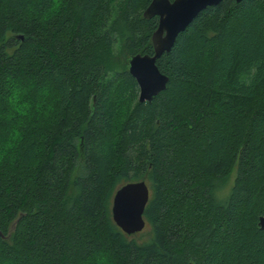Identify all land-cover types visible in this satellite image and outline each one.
<instances>
[{
    "label": "trees",
    "instance_id": "obj_1",
    "mask_svg": "<svg viewBox=\"0 0 264 264\" xmlns=\"http://www.w3.org/2000/svg\"><path fill=\"white\" fill-rule=\"evenodd\" d=\"M150 1L0 0V264H264V0L200 11L139 102ZM138 180L143 242L111 214Z\"/></svg>",
    "mask_w": 264,
    "mask_h": 264
},
{
    "label": "water",
    "instance_id": "obj_2",
    "mask_svg": "<svg viewBox=\"0 0 264 264\" xmlns=\"http://www.w3.org/2000/svg\"><path fill=\"white\" fill-rule=\"evenodd\" d=\"M220 1L222 0L150 1L143 16L158 17L157 27L151 36L153 54L137 53L127 59L128 72L139 88V102L151 101L166 87L168 76L159 70L156 60L170 51L178 34L187 28L200 11ZM149 196L145 180L128 181L115 189L111 204L112 220L127 235L138 233L145 227L143 213ZM259 224L264 228V216L260 218ZM0 236H4L1 230Z\"/></svg>",
    "mask_w": 264,
    "mask_h": 264
},
{
    "label": "rangeland",
    "instance_id": "obj_3",
    "mask_svg": "<svg viewBox=\"0 0 264 264\" xmlns=\"http://www.w3.org/2000/svg\"><path fill=\"white\" fill-rule=\"evenodd\" d=\"M119 58H116V68L118 69L119 66ZM150 228L147 224H145V227L142 229V231L135 233L133 235H130L129 238H134L137 242H143L149 239L150 236Z\"/></svg>",
    "mask_w": 264,
    "mask_h": 264
}]
</instances>
